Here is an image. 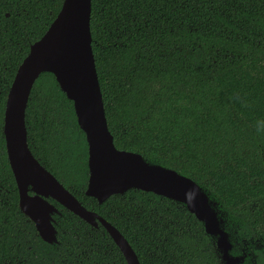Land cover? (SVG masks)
Returning a JSON list of instances; mask_svg holds the SVG:
<instances>
[{"label":"trees","instance_id":"trees-1","mask_svg":"<svg viewBox=\"0 0 264 264\" xmlns=\"http://www.w3.org/2000/svg\"><path fill=\"white\" fill-rule=\"evenodd\" d=\"M63 3L0 0V264H128L101 223L50 198L59 209L50 244L19 206L7 98ZM91 33L115 146L198 183L222 228L246 236L251 264H264V0H92ZM26 125L34 156L124 235L140 264H225L184 204L138 189L103 203L87 195L86 135L52 73L35 82Z\"/></svg>","mask_w":264,"mask_h":264},{"label":"water","instance_id":"water-1","mask_svg":"<svg viewBox=\"0 0 264 264\" xmlns=\"http://www.w3.org/2000/svg\"><path fill=\"white\" fill-rule=\"evenodd\" d=\"M92 0H64L44 36L30 47L10 88L4 118L9 162L19 191L21 211L35 224L41 238L58 242L50 198L93 227L98 222L122 251L128 264H140L124 235L98 213L88 210L32 153L28 143L26 110L33 86L43 73H52L74 103L77 121L89 148L87 195L100 203L131 189L152 192L184 204L217 240L225 264H237L230 255L229 234L207 193L176 170L148 162L141 154L119 150L107 121L96 68L91 33ZM195 197L194 199H192ZM189 198V199H188Z\"/></svg>","mask_w":264,"mask_h":264},{"label":"clouds","instance_id":"clouds-1","mask_svg":"<svg viewBox=\"0 0 264 264\" xmlns=\"http://www.w3.org/2000/svg\"><path fill=\"white\" fill-rule=\"evenodd\" d=\"M256 130L258 133L264 132V124H257ZM194 198L195 197H193L192 199ZM227 231H229V241L228 242L232 245L230 249V255L235 256V257L244 256L242 264H251L250 255L245 254V253H248L245 247L246 236L244 234L233 235L230 229H228Z\"/></svg>","mask_w":264,"mask_h":264}]
</instances>
